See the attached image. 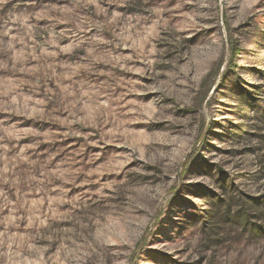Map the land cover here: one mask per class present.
I'll use <instances>...</instances> for the list:
<instances>
[{
  "label": "rangeland",
  "instance_id": "obj_1",
  "mask_svg": "<svg viewBox=\"0 0 264 264\" xmlns=\"http://www.w3.org/2000/svg\"><path fill=\"white\" fill-rule=\"evenodd\" d=\"M0 264H264V0H0Z\"/></svg>",
  "mask_w": 264,
  "mask_h": 264
},
{
  "label": "trees",
  "instance_id": "obj_2",
  "mask_svg": "<svg viewBox=\"0 0 264 264\" xmlns=\"http://www.w3.org/2000/svg\"><path fill=\"white\" fill-rule=\"evenodd\" d=\"M230 60L233 59L237 55L238 49L233 45V43L230 40Z\"/></svg>",
  "mask_w": 264,
  "mask_h": 264
}]
</instances>
